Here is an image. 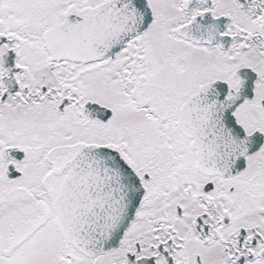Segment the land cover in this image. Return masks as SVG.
<instances>
[{"label":"snow or ice","instance_id":"snow-or-ice-1","mask_svg":"<svg viewBox=\"0 0 264 264\" xmlns=\"http://www.w3.org/2000/svg\"><path fill=\"white\" fill-rule=\"evenodd\" d=\"M0 264H264V0H0Z\"/></svg>","mask_w":264,"mask_h":264}]
</instances>
